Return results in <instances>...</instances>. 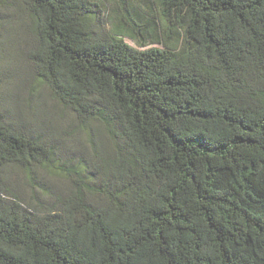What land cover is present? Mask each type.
Returning <instances> with one entry per match:
<instances>
[{
    "label": "trees",
    "instance_id": "16d2710c",
    "mask_svg": "<svg viewBox=\"0 0 264 264\" xmlns=\"http://www.w3.org/2000/svg\"><path fill=\"white\" fill-rule=\"evenodd\" d=\"M22 14L93 148L2 96L0 264H264V0H0V44Z\"/></svg>",
    "mask_w": 264,
    "mask_h": 264
},
{
    "label": "rangeland",
    "instance_id": "374dc122",
    "mask_svg": "<svg viewBox=\"0 0 264 264\" xmlns=\"http://www.w3.org/2000/svg\"><path fill=\"white\" fill-rule=\"evenodd\" d=\"M112 5L114 6L113 3ZM23 16L22 14L17 21L18 29L13 30L15 34L11 43L4 45L2 41L0 44V63L3 68L0 72V100H4L6 96L8 103L19 107L27 119H36L35 108H38L40 124L46 131L60 139L65 150H68V155L76 159L83 157L88 159L93 148L88 134L79 129L73 111L59 102L47 84L39 78L28 57V39L23 28H20V24L24 23ZM128 41L134 44L129 39ZM90 126L98 136V139L95 138L98 145L111 142V137L101 123L92 121ZM4 173L21 195L26 197L30 195L32 187L27 180L25 169L8 165L4 167ZM50 180L56 185L72 184V181L65 182L59 175L53 176Z\"/></svg>",
    "mask_w": 264,
    "mask_h": 264
}]
</instances>
